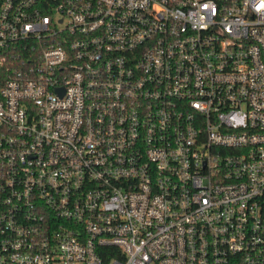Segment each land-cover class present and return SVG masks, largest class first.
<instances>
[{"label": "built area", "instance_id": "1", "mask_svg": "<svg viewBox=\"0 0 264 264\" xmlns=\"http://www.w3.org/2000/svg\"><path fill=\"white\" fill-rule=\"evenodd\" d=\"M0 264H264V0H0Z\"/></svg>", "mask_w": 264, "mask_h": 264}]
</instances>
